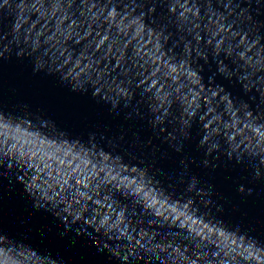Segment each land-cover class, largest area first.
Returning <instances> with one entry per match:
<instances>
[{
	"label": "water",
	"instance_id": "95a60500",
	"mask_svg": "<svg viewBox=\"0 0 264 264\" xmlns=\"http://www.w3.org/2000/svg\"><path fill=\"white\" fill-rule=\"evenodd\" d=\"M0 264H264V0H0Z\"/></svg>",
	"mask_w": 264,
	"mask_h": 264
}]
</instances>
